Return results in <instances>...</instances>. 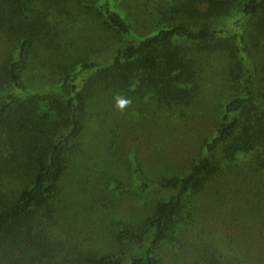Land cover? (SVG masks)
Returning a JSON list of instances; mask_svg holds the SVG:
<instances>
[{"label":"trees","instance_id":"16d2710c","mask_svg":"<svg viewBox=\"0 0 264 264\" xmlns=\"http://www.w3.org/2000/svg\"><path fill=\"white\" fill-rule=\"evenodd\" d=\"M96 2L0 0V264H164L158 251L191 195L223 175L264 174V0H165L163 25L143 36L110 0ZM237 9L234 32L214 25ZM95 17L103 28L92 37ZM226 50L242 72L241 91L225 101L205 154L186 173L157 180L167 195L140 222L114 227L113 240L134 244L133 250L121 257L56 239L44 224L56 213L52 198L82 133L89 98L97 92L132 98L129 88L138 81L140 95L148 92L162 111L194 105L204 53ZM254 52L262 53L259 62L250 59ZM48 57L61 73L53 77L48 70L45 82L30 85V65H47ZM217 148L230 160L225 168L215 158ZM247 153L248 163L233 164ZM149 186L141 180V191ZM172 264L242 263L203 247L187 263Z\"/></svg>","mask_w":264,"mask_h":264},{"label":"rangeland","instance_id":"374dc122","mask_svg":"<svg viewBox=\"0 0 264 264\" xmlns=\"http://www.w3.org/2000/svg\"><path fill=\"white\" fill-rule=\"evenodd\" d=\"M103 1L97 0L94 5ZM110 3L138 35L152 33L163 25L165 0ZM93 13L98 16V11ZM237 17L238 9L218 16L214 25L234 32L232 24ZM90 23L89 35L102 34L96 17ZM251 55L252 61L259 62L262 57V53ZM48 59L47 65H30V85L45 82L50 77L48 70H53V77L61 73L53 59ZM203 62L201 91L196 103L188 107L162 111L148 92L140 95L138 81L130 86L132 98H125L132 103L123 111L116 106L120 95L97 92L89 98L82 115V133L71 148L66 173L52 198L56 213L44 224L56 239L121 257L133 250L134 244L113 240L114 227L140 222L153 204L167 195L158 189L157 180L186 173L205 154L204 143L214 134L225 101L241 91L243 75L230 52L206 51ZM214 155L222 168L230 164L222 148H217ZM250 159V154H240L233 164L242 166ZM241 176L228 180L227 175L217 177L209 189L190 196L187 208L158 251L164 264L187 263L203 247H215L224 258L242 264H264V174L248 172ZM142 179L150 184L146 192L140 190Z\"/></svg>","mask_w":264,"mask_h":264},{"label":"clouds","instance_id":"9594fccd","mask_svg":"<svg viewBox=\"0 0 264 264\" xmlns=\"http://www.w3.org/2000/svg\"><path fill=\"white\" fill-rule=\"evenodd\" d=\"M117 108L121 111H123L126 107L130 106L132 101L130 98H125L123 96H117Z\"/></svg>","mask_w":264,"mask_h":264}]
</instances>
